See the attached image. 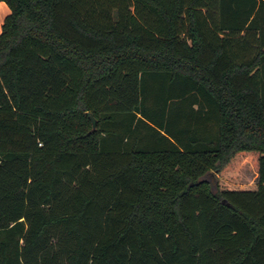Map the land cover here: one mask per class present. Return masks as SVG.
Returning <instances> with one entry per match:
<instances>
[{
    "label": "trees",
    "instance_id": "1",
    "mask_svg": "<svg viewBox=\"0 0 264 264\" xmlns=\"http://www.w3.org/2000/svg\"><path fill=\"white\" fill-rule=\"evenodd\" d=\"M0 1V264H264V0Z\"/></svg>",
    "mask_w": 264,
    "mask_h": 264
},
{
    "label": "rangeland",
    "instance_id": "2",
    "mask_svg": "<svg viewBox=\"0 0 264 264\" xmlns=\"http://www.w3.org/2000/svg\"><path fill=\"white\" fill-rule=\"evenodd\" d=\"M255 158L256 153H248L242 161L239 162L237 167L238 180L240 182H251L254 181L256 173L255 172Z\"/></svg>",
    "mask_w": 264,
    "mask_h": 264
},
{
    "label": "crops",
    "instance_id": "3",
    "mask_svg": "<svg viewBox=\"0 0 264 264\" xmlns=\"http://www.w3.org/2000/svg\"><path fill=\"white\" fill-rule=\"evenodd\" d=\"M9 12L8 7L3 1H0V25L2 23L3 17Z\"/></svg>",
    "mask_w": 264,
    "mask_h": 264
}]
</instances>
